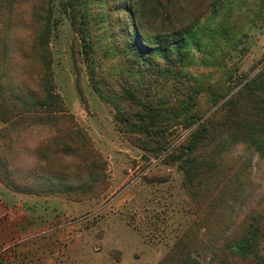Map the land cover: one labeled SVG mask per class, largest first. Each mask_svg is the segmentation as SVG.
<instances>
[{"label":"rangeland","instance_id":"374dc122","mask_svg":"<svg viewBox=\"0 0 264 264\" xmlns=\"http://www.w3.org/2000/svg\"><path fill=\"white\" fill-rule=\"evenodd\" d=\"M210 1L50 0L45 73L40 1L0 0V264H264V0L180 55Z\"/></svg>","mask_w":264,"mask_h":264},{"label":"trees","instance_id":"16d2710c","mask_svg":"<svg viewBox=\"0 0 264 264\" xmlns=\"http://www.w3.org/2000/svg\"><path fill=\"white\" fill-rule=\"evenodd\" d=\"M41 3V15H39V26L37 30V34H35V40H34V48L33 51H36L35 54V62H40L43 66V72H47L50 69V57L47 53V46L50 41L51 36V29L49 26V17L51 13V2L50 0H39ZM131 3L130 5V17L131 21H134L139 25L137 26L138 30L140 32H143V12H140V0H127ZM242 6L246 4L247 1L245 0H211L209 4V16L205 18L203 21L202 19L196 20L190 24H187L183 26L180 30L182 39L180 41H177L178 44V50L180 55L187 56V53L191 49V47H194V49L200 50L201 47H205L207 44H214L217 43L220 39V37L224 36L226 33V28L230 26L229 19L237 23V15L244 12L245 10L240 9ZM125 8H123V13L126 14V11L128 12L126 5H124ZM247 7V6H246ZM224 11L223 15L222 14ZM239 12L237 14H234V12ZM140 12V14H139ZM43 16V18L41 17ZM43 23V24H42ZM239 31H232L230 33L231 38H235L238 35ZM142 37L144 38L145 46H138L140 43V38L136 37L135 41H130L127 45L128 47H135L138 48V50L146 51L147 49H152L153 52H159V54H162L164 56H167L166 50L163 49L161 45V41H158V38L155 36L147 35L146 33H143ZM180 42V43H178ZM158 47L160 49L156 50ZM162 51V52H161ZM168 51V50H167ZM186 51V52H185ZM190 53V52H189ZM188 53V55H189ZM264 80L260 81L258 85L263 84ZM264 92V88L262 89ZM232 100H228L224 103V107L231 106ZM219 109L215 110V112L211 113L207 118L203 120V122L200 124L198 129L193 132L192 137L195 139L193 140L194 144L199 143L202 140H205V138H209L211 133H213V130L210 129V127L213 125V121L215 120L216 116H218ZM241 134L247 140L248 144L257 151L261 156L264 157V134L255 129L254 127H251L248 129V127H243L241 129Z\"/></svg>","mask_w":264,"mask_h":264}]
</instances>
